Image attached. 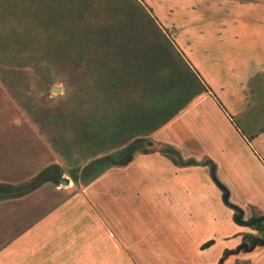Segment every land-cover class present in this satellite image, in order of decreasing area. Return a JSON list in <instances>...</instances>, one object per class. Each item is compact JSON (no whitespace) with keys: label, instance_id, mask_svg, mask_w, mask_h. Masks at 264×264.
Segmentation results:
<instances>
[{"label":"crops","instance_id":"0c3cea01","mask_svg":"<svg viewBox=\"0 0 264 264\" xmlns=\"http://www.w3.org/2000/svg\"><path fill=\"white\" fill-rule=\"evenodd\" d=\"M173 4L158 14L173 33L150 69L163 71L160 95L183 77L189 89L124 120L136 134L116 149L134 145L127 163L79 186L55 171L30 185L60 166L0 144V264H217L264 235L235 221L211 176L213 164L242 220L264 216V0ZM223 264H264V244Z\"/></svg>","mask_w":264,"mask_h":264},{"label":"rangeland","instance_id":"374dc122","mask_svg":"<svg viewBox=\"0 0 264 264\" xmlns=\"http://www.w3.org/2000/svg\"><path fill=\"white\" fill-rule=\"evenodd\" d=\"M173 3L0 0V144L16 143L33 162L60 166L30 185L51 171L75 186L86 182L127 152L116 149L136 135L124 125L128 116L153 103L169 106L189 89L183 77L181 89L160 95L163 71L150 69L163 57L162 41L172 39L158 14L172 15Z\"/></svg>","mask_w":264,"mask_h":264},{"label":"trees","instance_id":"16d2710c","mask_svg":"<svg viewBox=\"0 0 264 264\" xmlns=\"http://www.w3.org/2000/svg\"><path fill=\"white\" fill-rule=\"evenodd\" d=\"M133 148H134V145L129 146L127 148V152L124 154V156H122L121 158H119V159H117V160H115L113 162L117 163V164H125V163H127L132 158ZM211 176L219 184V186L221 187V190L223 191V194H228L227 189L222 184H220L217 181L216 174H215V166L213 164H211ZM224 202L237 211L235 216L236 215H240L242 213V211H241V209L239 207L231 204L227 199L224 200ZM241 216H242V214H241ZM250 226H253V227L261 230L263 232V234H264V219L261 220V221H256V222L250 224ZM210 243H211V241L207 242L206 245H208ZM263 244H264V235L262 237L251 236V235L246 236L242 240V242L239 243L236 247H234L232 249H226L224 251L222 257L219 259L217 264H223L224 259L230 254H235V253H238L239 251H250L255 246L263 245Z\"/></svg>","mask_w":264,"mask_h":264},{"label":"water","instance_id":"95a60500","mask_svg":"<svg viewBox=\"0 0 264 264\" xmlns=\"http://www.w3.org/2000/svg\"><path fill=\"white\" fill-rule=\"evenodd\" d=\"M56 88H54L53 90H55ZM62 181H64L65 182V178H63V177H61L60 178ZM223 199L224 200H226L227 199V194H224L223 195ZM264 219V216H258V217H253V218H251L250 220H242L241 219V214L240 215H236L235 216V221L236 222H238V223H240V224H245V225H250V224H252V223H254V222H256V221H261V220H263Z\"/></svg>","mask_w":264,"mask_h":264}]
</instances>
